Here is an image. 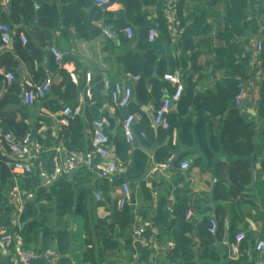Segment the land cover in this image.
<instances>
[{"label": "trees", "instance_id": "obj_1", "mask_svg": "<svg viewBox=\"0 0 264 264\" xmlns=\"http://www.w3.org/2000/svg\"><path fill=\"white\" fill-rule=\"evenodd\" d=\"M21 3H23L21 6L10 9V16L21 12L24 20L41 31L54 30L60 24L65 26L73 24L82 34L83 30L91 28L90 36L83 35V38L90 40L100 34V30L91 22L99 19L102 13L113 18L106 20L113 29L120 30L125 27L132 29L133 35L130 38L122 36L119 39L120 44L124 46L135 44V47L127 51L121 59L123 72L139 76L136 83V103L128 105L135 107L126 111L124 117L136 112L140 114L141 118L133 126V131L135 137L139 133L143 148L157 146L154 153L156 163H168L178 146L185 147V151L176 161L174 170L179 167L181 160L188 156L192 157V168H209L214 172L219 155L244 162L254 155L256 120L264 119V80L259 83L257 115L251 120L242 114L240 107L235 103V97L240 92L250 67L252 58L245 50L251 36L261 35V50L258 52L257 61L259 67L264 69V25L260 29L258 20L261 9L258 0H176L181 30L178 38L183 53L174 57L160 56L164 43L172 39L168 24L161 15L165 0H110L109 4L124 5V9L118 12L102 10L89 0H23ZM34 3L41 4L35 7ZM91 6L93 9L86 12ZM149 7H156L158 12L155 22L158 36L152 42L147 41V30L151 22L146 20L147 14L144 12V8ZM36 8L38 16L35 20ZM3 17L0 10V23ZM211 17L219 24L214 36H212L214 27L209 21ZM51 61L56 66L54 58ZM62 72L61 82L52 87V90L59 96L66 98L73 95L75 98L77 90L83 87L79 85L76 88L65 71ZM175 73L180 75L183 86L179 99L175 101L177 109L166 115L169 124L167 129L158 126L154 130L141 107L149 103L161 104L163 99L171 98L176 86L166 81L164 75ZM217 73L222 74L226 80L221 85L218 84L215 90L197 89L201 80ZM2 83L6 84L4 80ZM103 90V81L90 88L89 103L92 104L94 119L97 118V112L103 102L110 99L109 94ZM20 92V86L13 81L6 87V92L0 99V108L10 103L19 104ZM48 104L49 110L53 113L61 108L54 102ZM218 115H224L221 120L222 128L218 134L213 135L211 119ZM24 119L12 118L9 122L1 120L0 128L4 132L15 130L16 135L22 136L28 131ZM86 128L79 115L69 119L62 134L63 146L68 153L81 151L86 147ZM174 129H177L175 144L172 143ZM141 133H145V138H141ZM165 140L166 143L163 144ZM40 142L43 147L48 145L43 139H40ZM130 148L124 139L117 141V154L126 155ZM53 156L54 151L44 152L43 159L47 170L51 169ZM139 157L146 159L145 155L139 154ZM7 162V159L0 160V226L13 233L17 226L13 223V210L7 204V193L14 188L15 182ZM262 175L264 176V157L257 173L258 178ZM108 180L98 177L85 167H80L49 189L35 192L34 199L29 202L19 218L22 227L18 231L23 246L38 254L32 264H74L70 252L77 240V233L79 245L82 247L81 264H102L111 253L115 254L117 259L108 261V264H130L133 261L134 236L123 224L130 218V207L126 205L119 209L116 205L117 197L110 194V190L119 186L123 180H114L112 185ZM17 181L22 191H35L34 178L19 177ZM221 185H223L221 181H217L215 192H218ZM259 189L264 206V179L259 181ZM94 190L101 192V200H95ZM142 190L145 192V200H152V193L144 186ZM165 191L157 202L152 227L144 228L147 240L155 237L158 245L173 243L166 251L164 264H221L219 256L213 249L225 234L228 222L226 208L221 203L213 208L217 229L211 234L209 230L212 217L206 213L209 210L206 200L194 203L189 197V188H177L174 191L175 206L172 208V202L169 200L172 189L169 186ZM250 197L255 199L254 196ZM220 199L221 202H226L231 198L225 190ZM99 209L106 212V215L99 216ZM189 212L202 216L196 233L198 244L194 243V220L186 219ZM53 217L63 221V225L56 230L49 225ZM241 217H244L243 213ZM241 217L237 219L241 220ZM71 221L78 224L77 230L71 226ZM153 229L155 233L152 232ZM236 232L235 225L230 221L228 229L230 238ZM52 245L56 246L57 259L44 256V252ZM123 252L124 256H121L120 260L118 255ZM4 258L0 264H9L8 256Z\"/></svg>", "mask_w": 264, "mask_h": 264}, {"label": "crops", "instance_id": "obj_2", "mask_svg": "<svg viewBox=\"0 0 264 264\" xmlns=\"http://www.w3.org/2000/svg\"><path fill=\"white\" fill-rule=\"evenodd\" d=\"M22 1L23 0H0V10L4 15L1 23L6 24L12 33L11 44L5 47L3 52H0V99L6 92L7 87L6 84L4 85L2 83L4 80L2 75L3 72H12L14 81H16L21 88V92L18 96L21 102L19 104L10 103L0 108V113H2L0 121L9 122L12 121V118L19 120L24 117V121L28 125V131L35 134L39 140L43 139L45 143H48L45 147L46 153L51 151L55 152L57 149L64 155L67 154L68 151H66L63 146L62 134L65 124L62 120L61 110L64 105L70 106L71 108L79 107V116L87 126L86 147H88L91 122L95 114L92 111V104L89 103L91 92L90 95L87 96L85 91L86 89L90 90L91 87L103 81L104 88L105 82L108 84L107 94H109L113 83L121 81L124 85H128L132 88V99L130 103L134 102L135 104L137 80H133V75L123 72L121 63L124 54L133 49L135 44L131 46L121 45L119 39L125 36L122 33H119V37L116 39H108L103 34V29L117 32L121 29L115 30L113 26L107 24L106 20L113 18L103 13L100 15L99 19L92 20L91 22L94 27L100 30V34L90 40L83 38V35L90 36V34H92L91 28L83 30L82 34L73 24L69 26L60 24L59 27L54 30L48 32L41 31L33 27L29 21L24 20L21 12L10 16V9L21 6L23 4L21 3ZM165 1L166 3H164L165 6L163 9L169 4L168 2L172 0ZM40 4L41 3H34L35 7H38ZM93 5L110 12H118L124 9V5L121 3H112L106 8H102L97 4ZM59 6H62V4H59ZM91 9H93L92 6L87 8L86 12H89ZM35 11H37V8ZM144 12L147 14L146 20H148L147 17H151L154 19L153 24L155 25L158 17L156 7L144 8ZM37 16H35V20ZM16 20L20 21L18 22ZM209 21L213 24L214 32L212 36H214L219 24L216 20L213 21L212 17L209 18ZM258 21L260 29H262L264 20L261 16H259ZM168 28L171 31L172 39L170 42L164 43L163 49L160 51V56H178L183 53L179 45V36L175 34V31H173L170 26H168ZM20 35L25 37V42L20 41ZM260 39L261 35L251 36L245 50L251 55L252 59L242 84L245 93L238 106L242 114L247 115L248 120H251L257 115V106L260 99L259 83L261 80H264V69L259 67L257 61L258 51L255 49V44ZM50 47H55L63 54V59L61 61L56 60L49 50ZM53 58L57 68L54 66V62L51 61ZM62 70L65 71L70 81L71 79L68 73L73 72L77 78V83L71 81L72 84L76 88H78L79 85L83 87L81 90H77L75 98L73 95L66 98L59 96V94L52 90V87H55L61 82ZM85 73H90L91 75L88 83L84 79ZM175 74L179 75L178 73ZM47 79L51 81V88L45 96L46 98L37 99L33 104H25L23 101V93L36 85H41ZM225 80L226 78H224L222 74L217 73L215 76L201 80L198 83L197 89L199 91L215 90L218 84L221 85ZM49 102L60 105V110L55 113L51 112L48 108ZM159 104L160 103H149L143 105L141 111H143L146 114L145 116L149 119L144 107L150 105L149 113L154 115V111ZM134 107L135 105H130L128 108H119L115 106L110 99H106L97 112V117L108 116L112 119V126L109 132V148L117 160V170L113 179L108 180V182L112 185L114 180L121 179L129 183L131 199L127 206L130 207L131 215L123 224L128 227L130 233H133L138 228L144 229L146 226L152 227V219L155 214L157 202L161 194H164L169 186L172 189L169 197V200L172 202V208L175 206L174 191L177 188H189V197L194 203L205 200L208 202L207 206L209 210H207L206 213L210 217L214 216L213 208L217 204L221 203L226 208V220L228 222L225 226V234L221 241L215 244V248L213 249L219 256L221 264H253L258 259L264 258V250L257 251L255 249L257 241L264 240V206L262 205L263 196L259 189V181L264 179V176H259V178L257 176L260 170V162L264 157V119L257 118L256 120L255 153L246 162L219 155L218 162L214 165L215 170L213 172L212 169L209 168H192V157L188 156L183 160L189 162V168L181 170L178 167L174 170L175 167L170 168L169 166L171 160L168 163L158 164L155 162L154 153L157 146L143 148L140 136L138 135L139 133L136 134L135 140L129 144L131 148L126 155L117 154V141L124 139L121 128L122 120L125 118L124 114L130 108L134 109ZM176 109L175 101H171L170 112ZM134 116L135 122L133 126L139 118H141L140 114L137 112L134 113ZM223 116L218 115L211 119V134L216 135L219 133L222 128L221 120ZM11 131L17 134L15 130ZM3 132L4 130L0 128V134ZM176 136L177 129H174L172 132L173 144L176 142ZM165 143L166 140L163 144ZM183 151H185V147L178 146L175 150V154H179L180 158ZM139 154L145 155L146 159L138 158ZM11 158L6 145L0 141V160L7 159V167L15 182L14 188L11 192L7 193V204L13 210V223L17 226L15 231H19L22 227L19 223V218L30 201L23 198L20 199V202L17 200L16 189L19 192L22 190L19 187V183H17L19 177L15 175L9 166ZM217 181H221L223 185L219 187L218 192H215ZM253 184H255L254 187ZM119 186L110 190L112 197H118ZM143 186L152 193V200H145V192L142 190ZM225 190L229 193L231 199L226 202H221L220 196ZM95 191L97 190H94L93 193ZM250 196H254L255 199ZM190 213V218L194 220V243L198 244L196 233L202 216L194 212ZM242 213L244 217H241ZM98 215L101 217L105 216L106 212L99 209ZM238 217H241V220H238ZM54 220H56V223ZM230 221L235 225L237 231L231 238L228 234ZM49 225L53 230H56L63 225V221L53 217L50 219ZM74 230H77V227H74ZM238 233H243L244 239L238 245V252L233 253L229 250V244L235 241V236ZM76 236L77 240L72 245L70 257L74 264H81L80 253L82 247L79 245L80 239L78 233ZM154 244H157L158 248H155ZM133 246L135 254L130 264H164L166 251L173 246V243L169 242L167 245H158L156 238L152 237L148 239V244L144 246L137 244L134 240ZM49 248L55 250L56 246L52 245ZM122 254L118 255L120 260L121 256H124V252ZM4 256H7V254L4 255L0 251V261L3 259L5 260ZM53 258L57 259L58 255L56 254ZM115 259H117V256L111 253V255L109 254L106 256L107 261L102 264H108V261L111 262Z\"/></svg>", "mask_w": 264, "mask_h": 264}, {"label": "built area", "instance_id": "obj_3", "mask_svg": "<svg viewBox=\"0 0 264 264\" xmlns=\"http://www.w3.org/2000/svg\"><path fill=\"white\" fill-rule=\"evenodd\" d=\"M93 4L97 5H109L110 0H89ZM169 4L162 10V17L165 19L168 26H170L175 34L179 36L181 30L179 28L180 21L177 17L176 0L168 2ZM258 6L261 9V17L264 20V0H258ZM151 22L147 30V41L152 42L158 36V30L156 25L153 24L151 17H147ZM119 33L127 37H131L133 32L130 27H125L120 31H112L109 29H103V34L108 39H116L119 37ZM20 41L25 42L23 35L19 36ZM12 33L10 28L0 23V52L4 51V48L11 44ZM256 51L261 50V42L258 40L255 44ZM50 52L54 55L56 60L61 61L63 54L55 47H50ZM1 74V71H0ZM69 77L73 83H77V78L73 72H69ZM6 86H10L14 81V75L10 71L2 73ZM90 73L84 74V79L88 83L90 81ZM139 76H134L133 80H137ZM164 79L176 86L175 92L171 98H165L162 100L160 106L154 111V121L162 129L169 127L166 115L170 112V102L177 101L183 90L182 81L177 74H166ZM51 81L47 79L41 85H36L23 93V101L25 104H33L35 100L44 98L50 91ZM245 93V89L242 87L240 92L235 97L236 105L241 103L242 97ZM85 94L90 95V90L86 89ZM109 97L111 102L119 107L126 108L132 99V88L128 85H124L121 81L113 83L110 89ZM80 114V108H71L64 105L61 110L63 123L68 125L69 119L78 116ZM135 122L134 114H128L121 123L123 138L126 143L131 144L135 140V134L133 131V124ZM112 126L110 117L100 116L92 120L89 146L81 151L70 152L62 154L59 150H55L52 158L51 169L47 170L44 163V152L46 148L43 147L39 138L31 131H27L24 135L18 136L12 131L3 132L0 134V141L4 143L11 155L10 167L12 171L18 177H32L34 178L35 191H21L17 192V200L27 199L31 201L34 199L35 192L37 190L49 189L52 185L65 177L72 174L80 167H85L94 172L98 177L107 178L112 180L117 170V160L115 159L112 151L109 148V132ZM141 137L145 138V133H141ZM189 162L183 160L179 163V169L186 170L189 168ZM93 196L96 201L102 199L101 192L95 191ZM131 199V189L129 183L123 180L119 186V193L116 200V205L119 209L128 205ZM1 213V211H0ZM191 213H187V219H189ZM217 229V221L215 218L210 219V233L214 234ZM155 233V230H152ZM134 240L137 244L146 245L148 240L144 236V229L138 228L133 232ZM244 234L238 233L235 236V241L229 244V250L233 253L238 252V245L243 241ZM0 240L4 244V248L7 251L9 264H32V262L38 257V254L33 250L23 246L22 239L15 231L10 233L3 226H0ZM155 248H158L157 244H154ZM255 249L257 251L264 250V240H258ZM45 257H55L56 252L53 249L48 248L44 252ZM253 264H264V258L258 259Z\"/></svg>", "mask_w": 264, "mask_h": 264}, {"label": "water", "instance_id": "obj_4", "mask_svg": "<svg viewBox=\"0 0 264 264\" xmlns=\"http://www.w3.org/2000/svg\"><path fill=\"white\" fill-rule=\"evenodd\" d=\"M100 7H102V8H106L108 5H99ZM35 16H37V11H35ZM154 76H155V71H154V74H153ZM107 90H108V84H107V82H105V88H104V92L105 93H107ZM149 108H150V105H147L146 107H144V110H145V112L147 113V115H148V117H149V119H150V121H151V124H152V126L154 127V129H157L158 128V125L155 123V121H154V117H153V115H151L150 113H149ZM116 129V128H115ZM179 159V154H175L174 155V157L171 159V161H170V163H169V166H170V168H174L175 167V163H176V161ZM255 186V184H253V187ZM0 251L5 255V254H7V251H6V249L4 248V244H3V242L0 240Z\"/></svg>", "mask_w": 264, "mask_h": 264}, {"label": "rangeland", "instance_id": "obj_5", "mask_svg": "<svg viewBox=\"0 0 264 264\" xmlns=\"http://www.w3.org/2000/svg\"><path fill=\"white\" fill-rule=\"evenodd\" d=\"M54 222L56 223V220H54ZM71 226L75 227V228L77 227V229H78V224L76 222H74V221H71Z\"/></svg>", "mask_w": 264, "mask_h": 264}]
</instances>
